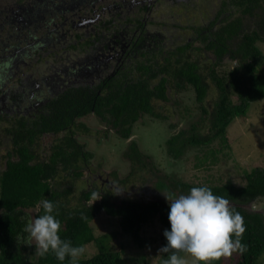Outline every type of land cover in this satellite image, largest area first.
Instances as JSON below:
<instances>
[{
	"label": "trees",
	"instance_id": "trees-1",
	"mask_svg": "<svg viewBox=\"0 0 264 264\" xmlns=\"http://www.w3.org/2000/svg\"><path fill=\"white\" fill-rule=\"evenodd\" d=\"M98 1L0 0V164L6 161L3 165L6 168L0 173V264H126L125 249L116 250L110 245L114 235L95 234L91 224L98 215L105 213L117 219L123 235L138 250L151 249L144 233L151 235L161 248L167 244L164 230H171L170 207L164 194L179 196L199 187L158 176L151 157L131 141L124 153L130 164L128 176L120 179L116 171L110 174L121 193L95 185L93 190L85 178L92 169L94 155L79 140L93 133L80 120L94 115L106 125L108 134L115 132L120 139L128 141L134 126L146 116L161 122L171 121L159 104L174 101V106L180 107L179 98L173 96L193 89L201 112L197 115L199 119L181 130L170 124L173 136L164 143V148L174 160H179L188 149L203 148L202 156L197 157L198 165L203 167L228 158L224 152L229 147L227 129L236 119L246 116L251 104L264 100V53L259 47V42L264 43V0L224 1L215 20L200 28L192 24V36L181 42H176L175 36L169 48L164 41L167 35L153 31L156 38L148 37L150 41H147L144 34L150 25L144 20L98 6ZM9 2L13 3L9 5ZM59 7L66 8L68 13L61 15L64 12L60 13ZM88 8L93 9L90 14H102L97 32L84 40L88 49L79 44L83 37L78 35L68 52L99 54L102 48L104 54L110 55L124 43L130 46L126 49V61L135 51L137 41L149 44L138 49L136 55L142 58L137 57L139 60L128 71L123 72L124 65L120 70L118 58L110 55L112 60L102 71L105 75L93 83H75L80 80L78 76L71 78L73 82L65 83L56 79L58 74L49 75L56 70L53 66L60 68L57 56L67 57L60 49L72 40L59 37L55 30L37 37V31L55 19L80 16ZM44 11L50 13L49 19ZM223 15L226 17L219 21ZM150 24L154 26V22ZM51 51L54 53H46ZM225 59L236 66L220 74L218 68L225 64ZM35 89L39 92L33 99L30 95ZM214 92L216 99L211 96ZM186 114L194 118L189 109ZM47 137H52L48 146L42 144ZM216 141L221 147L210 153L208 147ZM242 174L243 186L236 187L228 181L210 189L214 195L228 199L233 204L231 207L244 217L246 231L242 242L247 250L226 257L227 263L221 258L211 264L262 263L264 212L252 211L251 207L264 198V169L244 168ZM77 182L85 185L73 204ZM131 184L132 189L139 186L135 190L140 195H126ZM149 192L153 193L154 201H146ZM96 195L100 201L89 204ZM44 199L57 205L53 215L61 222V239L84 248L94 244L98 250L95 255L82 261L71 258L59 261L51 251L44 256L37 252L36 244L29 242L23 229L28 220L44 214L40 204ZM28 211L36 212L33 218ZM146 225H150L148 232ZM157 255L158 264L167 258V254ZM179 255L186 261L190 257L183 252ZM137 262L149 264V258L142 252Z\"/></svg>",
	"mask_w": 264,
	"mask_h": 264
},
{
	"label": "rangeland",
	"instance_id": "rangeland-1",
	"mask_svg": "<svg viewBox=\"0 0 264 264\" xmlns=\"http://www.w3.org/2000/svg\"><path fill=\"white\" fill-rule=\"evenodd\" d=\"M151 1L152 2L150 4L144 3L141 5V8H136V13L144 16L145 22L147 25H150L147 28V33L144 35L147 38V41H150V38L151 40L156 38L153 31H158L159 35H167L168 38L164 37V41L167 48H169V46H172L170 40L175 36L177 37L176 42H181L184 38L192 36V24L200 28L206 26L210 21L215 20V18L219 16L221 4L225 0ZM12 3L13 2H9V5ZM183 4H186L187 7H183ZM102 5L103 4L100 3L98 6ZM92 10L93 9L88 8L83 11L82 15L76 16L72 19H55L48 25L39 29V33L37 31V37H43L47 30L55 29V33H58L59 37H65L72 40L68 41L65 45L62 44L63 47L60 50L67 57L62 58L60 56V58L57 56V60H59L58 66H60V68H58L57 65L53 66L56 70H54L53 73H50L49 76L56 77L58 74L56 79L65 80V83L73 82L71 78L78 76L80 80H75V83L80 82L84 84V82H86L85 84H87V82L93 83L96 79H99L97 76L105 75L102 71L107 68L108 63L104 61L109 59V55L104 54L102 52V48L100 49V52L98 51L99 54L94 55L92 60L91 56L87 52L81 54L79 52L67 51L69 46H73L75 44L77 41L76 37H78V35L83 37L82 42L79 44L83 45L84 49H88V45H84V40L89 39L90 36H93V34L97 32V25L101 20V15H98L97 13L90 14ZM114 10L119 11L118 7H115ZM148 10L151 11L149 12ZM224 17L226 16L223 15L220 17L219 21ZM150 22H154V26L150 24ZM135 34L136 33L134 32V35ZM143 43L144 42L142 40L139 43L137 41V44L133 48L135 51L133 52L131 50V58L129 60L124 61V58L127 57L126 49H130V46L126 47V44L124 43H120L118 45L119 48H121L119 51L114 54H110L113 58H118L119 61L117 65H120V70H122V66L124 65L123 72L128 71L130 67L135 64V61L139 60L137 57L140 58L141 56L136 55V52L138 49L140 50L146 48L147 46L144 45L149 44V42ZM259 47L264 53V43L259 42ZM46 53L49 55L54 52L51 51L50 53ZM87 55L90 57H87ZM224 63L225 64L218 68L220 74H224L236 66L230 59H225ZM60 72L62 74H60ZM35 87L37 88V85H35ZM31 88L34 89V86L31 85ZM37 92H39L38 89H35V91L31 92L30 97L36 99L35 97ZM211 96L213 97L212 99H216V92L212 93ZM173 98H179L182 106H174V101L168 103L162 102L159 104V108H161L165 114L167 113L170 115L171 121L161 122L160 120L146 116L134 126L131 133L132 135L128 141L120 139L115 132H110V134H108L106 131V125L102 124L94 115H90L85 120H80L81 123L84 122L87 125L93 134L90 136H83L79 140L82 141L83 144L86 143V150L94 155L91 160V170L95 174H101L100 176H102V182L94 179L88 185L92 188L93 185L98 188H108L109 175L114 171L118 173V177L120 179H125L128 176L130 172V164L124 158V153L128 151V144L131 141H135L139 145L142 152L151 157L156 169L159 171V173L157 172L158 176H163L168 179L180 181L190 185L213 188L224 185L230 181V183L234 184L236 187H240L245 185V177L242 174V170L244 168H249L251 170L255 167H261L264 169V100L251 104L246 116L236 119L227 129L226 136L229 147H226L224 152L227 154L228 158L225 161H217L214 165L207 164L202 167L198 165L197 157L202 156L201 149L203 148L188 149V151H186V153L179 160H174L171 156H169L167 149L164 148V143L166 144V142L173 136L174 130L169 128L170 124L179 126L177 129L181 130L197 121L196 119H199L197 115L201 113L198 111L199 108L195 100V93L193 89L189 92L184 91L180 93L178 97L173 96ZM36 102H40V100ZM188 109L195 120H193L194 118L190 119V117L187 116L186 112H188ZM51 138L52 137L44 138V143L42 144L48 146L52 142ZM1 141L2 144L5 143L4 140ZM216 147H221L218 141L210 145L208 150L211 153V150ZM206 150L207 149H205V151ZM5 164L6 161L4 164L2 163V165L0 164V173L5 170L6 167H3ZM237 166L240 169H238ZM88 177L90 178V176ZM151 178L158 180L157 177ZM84 185L85 182L84 184L80 182L75 184L74 194L72 197L74 200L73 204L77 203L82 191L84 190ZM127 187L128 190L129 188L131 189L128 193L126 192L128 195H140V192L135 190L139 189V186H135V188L132 189L134 185L131 184ZM87 189L89 190L91 188L88 186ZM93 190H95V188H93ZM143 198H145V196H143ZM99 201L100 197L96 195L89 204H94ZM146 201L151 202L154 201V199L147 197ZM231 205L232 204H230V206ZM251 210L264 211V198L252 204ZM35 213V211H28L30 218H33ZM91 226L94 228L97 236L114 235L110 239V245L116 250H121V248L125 249L126 254L124 258L126 259V264H140L137 262V259L142 252L148 256L149 264H158L159 255L156 257V253H160V245L151 235L147 233L143 234L151 249L141 250V252L138 250L137 246L129 240V238L123 235L117 219L110 218L105 213H101L92 222ZM144 228L145 231L148 232L150 230V225H146ZM29 242L32 244L35 243V241L31 239ZM97 251L98 250L94 244L89 245L85 248L84 254L78 257L76 261H82L90 258L95 255ZM224 259L226 262V257H224ZM188 261L189 264H193V258L191 256L188 257ZM261 261V264H264V257L261 258Z\"/></svg>",
	"mask_w": 264,
	"mask_h": 264
},
{
	"label": "clouds",
	"instance_id": "clouds-1",
	"mask_svg": "<svg viewBox=\"0 0 264 264\" xmlns=\"http://www.w3.org/2000/svg\"><path fill=\"white\" fill-rule=\"evenodd\" d=\"M85 179L87 182L94 180L89 172ZM108 180L109 187L101 189L120 194L116 179L109 175ZM164 195L170 207L168 219L171 230L165 229L163 232L167 244L159 252L167 254V258L162 259V264H188L179 255L181 252L190 255L193 264H211L235 252L243 253L247 250L242 242L246 231L244 217L230 206L228 199L214 195L207 186L192 187L187 194L179 196L171 193ZM40 204L44 214L28 220L23 231L29 239L35 241L41 256L51 251L59 261L66 258L75 261L84 254V246H73L70 240L61 239V222L53 215L56 204L48 199L42 200Z\"/></svg>",
	"mask_w": 264,
	"mask_h": 264
},
{
	"label": "flooded vegetation",
	"instance_id": "flooded-vegetation-1",
	"mask_svg": "<svg viewBox=\"0 0 264 264\" xmlns=\"http://www.w3.org/2000/svg\"><path fill=\"white\" fill-rule=\"evenodd\" d=\"M226 1V0H225ZM99 2V1H98ZM152 1L151 0H100V2L99 3H102L103 5L102 6H106V7H108V8H111V9H115V7H118V9H119V11L118 12H120V13H122L123 15H126V16H135V17H138V18H141L142 20H144L145 21V19H144V16H142V15H138L137 13H136V8L138 7V8H141L142 6L141 5H143L144 3H148V4H150ZM105 7V8H106ZM149 7V6H148ZM59 8H62L61 10H60V13H62V12H64V14H61V15H66L67 13H66V11H67V9L66 8H64V7H59ZM149 12L151 11V10H148ZM43 14H47L48 16L46 17L45 16V18L46 19H49V12H47V11H44L43 12ZM102 15V14H101ZM50 23V22H49ZM49 23H47V25L49 24ZM44 24V23H43ZM55 29H50V30H47L46 32H50V31H54ZM56 31V30H55ZM38 33H39V29H38ZM45 35V34H44ZM90 56H91V60L94 58V55H97V53H92V54H89ZM89 55H87V57L89 56ZM89 56V57H90ZM106 56H108V55H106ZM109 57V59H107V60H105L104 62H107V63H109L111 60H112V58L110 57V55L108 56ZM98 78H101L100 76H97ZM90 174H92V176H93V179H95V180H102V176H100L101 174H94L93 172H90ZM157 195V194H156ZM152 196H153V193H151V192H149L148 194H147V197L148 198H151L152 199ZM142 197H143V195H142Z\"/></svg>",
	"mask_w": 264,
	"mask_h": 264
}]
</instances>
